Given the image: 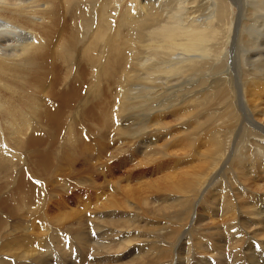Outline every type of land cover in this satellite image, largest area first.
<instances>
[{
  "label": "rangeland",
  "instance_id": "obj_1",
  "mask_svg": "<svg viewBox=\"0 0 264 264\" xmlns=\"http://www.w3.org/2000/svg\"><path fill=\"white\" fill-rule=\"evenodd\" d=\"M59 1L63 4V0H56L55 5L46 7L48 12H50V9H54L57 14L59 13L58 15L60 17H58L60 21L58 25L55 23L51 24L50 19H46L47 17L43 19L44 14L52 18L46 11L43 12V20L40 23L35 22V25H37L36 27L34 23H30L29 21V23H26L27 21H23L22 23L24 25L29 24L26 25L27 28H29L30 25L33 26L29 28L33 31L32 35L34 32H38L39 34L42 33V36H45L44 39L47 38L52 46L55 45L54 49H56V51L51 57V60L47 58V70L43 69L45 74L43 75V79H45L43 84L45 86L42 90L34 91L41 95H32V93H34L33 89L29 87L27 81H23L28 78L29 81L32 82V76H27L23 71V68L27 69L26 56L14 59L10 66V72L0 71V81L9 86L8 92L5 91V89L0 91V97L3 100L10 101V114L5 107L3 110L2 105H0V159L6 161L8 157H10V161H20L21 157V162L19 163L14 162L7 165L5 162L0 161V217L3 221V225H0V259L8 257V260L10 259V264H54L55 262L56 264H197L198 262H200V264H212V260H214L216 264H250V262H259L262 258L259 264H264V236H261L264 235V180H262L264 179V135L259 132V130L248 126L246 123L244 124L240 114L237 113L238 103L241 102V104H244L246 107L247 114L251 117L255 116V112L246 101L243 92L244 95L249 94L251 99L252 94L250 90H248V85L241 87L239 84L238 86V83L235 81L237 79L235 77L236 73L231 72L230 75L226 76V68L224 67L226 63V67L230 68L231 61L229 60L234 57V54L231 52V54H229V60H225L224 58L223 54L227 49L224 36L226 37L227 26L233 21L234 16L238 14V10L232 4L230 5L228 0H221L225 9L223 14L219 16V20L215 22V25L213 24L210 27V30L213 28L216 30L208 35L209 38L213 40L210 46L215 45V51L218 54L216 53L215 57H212L213 55L210 53L209 59L203 60L202 63L198 62L196 67L199 69L201 68L200 71L195 74L189 72L185 73V75H182L184 76V78H182L183 81L179 77L181 88L175 89L170 96L164 95L169 97V99L170 97L173 98L172 101L178 99V101L181 102L182 97L185 98V101L176 108H173V105L177 104V102H170V113L163 115L157 122L160 123L154 126L155 120L153 122L154 124H152V129L150 128V130L145 133L142 143L144 145L146 144L144 148L150 147L148 149H143L142 146L132 148V146L128 144L130 140L123 138L124 136L121 135L122 133L120 134L117 132L119 125L117 124L115 116H122V114L119 112L121 110V105L119 103L116 104V101H118L115 97L117 93L116 86L118 84L119 87H122L123 84L121 80L108 74L109 67L107 68L106 59L104 57L95 63V67L93 68H88L86 66L87 63H83L87 74H85V82L75 81L71 83L72 80H76L73 79V77L78 74L76 71L80 69V67H76L75 65L77 60L76 57H79V59L83 61V59L87 60L90 55L95 57V54L92 52V49L86 48V44L81 43L82 37L79 39L73 37V34L69 38L72 42V49L62 47V44H60L61 39L65 37L69 29L65 27L66 25H62V21L67 18V15L64 5L60 7ZM84 2V0L81 1L82 4H85ZM243 2L247 3V0ZM127 3L133 5V3L128 1L121 4L125 6L128 5ZM202 4L204 7L207 5L205 1H202ZM166 5H168V2ZM174 8L175 7H172V9ZM124 10L130 11L127 7L124 8ZM27 11L28 10L25 12ZM117 11H113L112 14L114 12L116 14L122 13L123 10ZM5 13H10V11L7 10L4 12L1 10L0 18L4 19ZM142 14L145 16L144 12L140 15ZM34 17H37V15L34 14ZM151 17L154 18L155 15ZM165 18L168 20V16ZM165 18L163 17V19ZM30 19L32 21L35 20L34 18ZM140 19L141 17L136 19V22ZM254 19L255 18L250 21L251 24L255 23L257 29L260 30L257 24L259 21L255 19L256 22H252ZM4 20H10V15ZM115 20L116 16L112 17L109 22L113 25ZM144 22L142 23L144 24ZM15 25L19 26L20 22L16 21ZM232 25H234V22H232ZM72 26L73 22H71V27ZM49 28L52 29V32L54 30V32L51 33ZM34 29L37 31H34ZM56 29L57 32L55 31ZM160 29L161 27L159 26V28L152 29L148 33L146 31L148 35L144 37L140 36H143L144 33H138L133 38L141 37L144 40H149L147 43L158 42L157 44H159L163 41V39H161L163 34H161L162 32ZM141 30L142 28L139 31ZM45 31L48 32L49 37ZM58 34L60 35L58 36ZM246 36L247 32L245 34L241 33L238 36L236 33L235 38L239 45L236 52V66H238V71H241L240 66L243 69V73L239 74V78L243 81L250 82L252 79L263 75L264 63L254 61L251 66L245 65L248 50L245 44ZM77 39H79L78 43L74 44ZM133 42L134 40H132L131 44ZM59 45L61 46L57 49ZM128 51L129 50L124 51V55H121L123 65L125 64V58L130 56V54L134 60H132L128 70L127 68L124 70L122 68L117 71L116 75L127 71L132 74H129V76L135 77L136 75V79L139 77L141 78V73L139 72L141 68L137 65V60L142 58V55L139 54V57H137L136 54L138 50L136 49L135 53L127 54ZM59 53L60 56H55ZM64 56L66 65L61 59ZM56 58L59 59L55 60ZM35 62L38 63L37 60H35ZM39 63L44 67L43 61ZM55 63L57 64L56 68ZM105 64L106 67H104V70L101 69V65L105 66ZM51 66L52 68L50 69ZM67 67L70 70V75L66 74ZM34 70V67H32V71ZM250 70L253 71L250 72ZM254 74L258 76H253ZM58 77H60V85H58L56 91H54L53 87ZM140 81L139 79L136 83L137 86H140ZM146 85L148 84L146 83ZM174 85L177 84L172 83L171 86L169 84L167 88L165 87L166 90H168L167 92H170V87ZM76 90L80 91V95L77 94L78 91ZM64 92L68 94L76 93L78 97L76 96L74 99H70L67 94V97L62 100L60 99V93ZM237 93H240L242 98L241 101H238L239 96ZM132 96L133 95L129 96L128 101H130L131 98L132 100L130 101L131 103H126V108H130L133 115L141 116L142 119L144 116L147 118L151 116L153 119L156 117L157 109L152 110V112L140 110L142 105H147L145 100H147L146 98L148 96L150 97V94L146 97H143L141 93L138 94L137 97ZM93 97L98 100H94ZM123 101L126 102L125 100ZM258 102L261 103V107L264 108V96H261ZM79 104L82 106V110L84 109L83 111ZM148 105H150V103ZM153 105L155 104L153 103L151 106ZM174 109L175 114H172L174 112L172 110ZM177 109L181 110L180 114L177 112ZM112 110L118 111V114L115 115ZM59 112H61V114ZM252 114L254 115L252 116ZM9 118L10 126H7L6 122ZM261 118V122H264V116L259 119ZM56 119L58 121H55ZM216 120L224 121L217 125V123H214ZM225 120L233 121L234 126L231 125L232 127L228 128L226 124L223 123ZM235 121L237 122L235 123ZM21 132H26L27 137L30 136V139L33 138L34 150L28 146L27 150L25 149L23 145L24 141H21L25 138L21 139L17 136L21 134ZM215 136H218L217 143ZM117 139H122L125 142H122V144L118 142ZM181 147L184 149H181ZM134 150L136 151L134 152ZM215 150L221 152L226 150L225 156H227L225 160H219L220 163L218 164L217 160L220 155H216L213 160L214 164L211 161L212 154ZM30 151H32L33 154H31ZM9 153L14 154L11 155ZM41 153L44 154V156H40L42 155ZM48 155H50L51 158H49ZM36 158L40 161L39 167L35 166ZM15 163L16 165H14ZM22 165L25 167L23 169L28 173L32 175L36 173L40 178H38V180H32L28 175H24L25 182L22 186H27L29 190H32V198L29 197L32 200L30 199L28 202L26 200L25 202L27 203L21 201L25 206L29 207V209L27 207L28 211L24 207H22L23 209L21 207L18 208L17 206L21 205L12 204L11 200L12 195H15L14 191L16 190L18 172L21 173L22 168H20V166ZM213 167H216V170L211 173L206 184L202 186V190L197 195V200L186 195L183 196L176 192V188L171 187L172 184H177L181 179H188V177L183 176L187 174L184 172L191 171V173L204 175L207 168L210 169ZM45 171L47 173H45ZM252 171L256 172L254 173ZM7 177L8 179H6ZM22 186L21 188L18 187L19 189L16 190V193L20 196L24 194ZM50 186L52 187L49 189ZM26 191L27 189L24 192ZM34 193L37 195H34ZM188 197L189 200L185 201ZM9 200L10 212L6 205ZM107 200L111 201L108 202ZM224 201H227L230 205V212L228 213L230 217L228 218L222 213L225 208ZM109 203L115 204V209L108 208L107 206ZM42 204H44V206ZM210 205L211 208H209ZM5 206L7 209H5ZM42 206L45 211H40ZM45 207L47 208L45 209ZM80 207L82 209H80ZM97 207H100L102 212L100 208L98 209ZM111 209L118 210V214L121 216L124 215L123 218H125L124 220L122 218V220L125 222L123 224L127 231L123 228V221L118 223L121 224L119 227L118 225L117 227L110 225L111 222L108 221L110 219L108 214H110ZM37 211L39 212L36 215ZM54 216H59L60 218H55ZM103 219L110 224L108 222L105 223V221L97 223V220ZM94 222L96 223L94 224ZM96 225L102 226L104 229L94 236L95 232L93 231ZM107 225L109 226L107 227ZM43 226H46L48 232H46V228ZM242 228L245 230L244 232ZM42 229L45 231L43 232ZM120 229L124 230V232ZM232 229L234 231L233 235L230 233L233 232L231 231ZM31 230H33V232H31ZM181 230L184 234H187L183 241L180 238L182 243L178 242V238L182 236H180ZM207 230L209 231L207 232ZM254 230L256 235H253ZM38 231L39 235L35 236V234H38ZM40 231L45 233V235ZM259 231L263 232L260 234ZM116 233L118 235H116ZM41 235H43L44 238ZM38 238L43 239L39 240ZM261 238L263 240H261ZM26 239H28V241H26ZM44 239L46 242H43ZM120 239L122 241H120ZM123 239L125 243H129L126 247L124 246L126 244H123V246L119 245L124 241ZM67 240H69V243ZM235 241L239 243L236 242L237 244H235ZM212 244L217 248L213 247ZM39 246L42 248H39ZM235 246H237V249ZM122 247L124 248L122 249ZM23 248L25 250H23ZM116 248L118 252L114 251ZM35 249H37V251ZM6 250H10V254L6 253ZM22 250L23 252H21ZM105 252L108 254H105ZM33 255L36 256L34 257ZM75 259L76 262L74 261Z\"/></svg>",
  "mask_w": 264,
  "mask_h": 264
},
{
  "label": "bare ground",
  "instance_id": "obj_2",
  "mask_svg": "<svg viewBox=\"0 0 264 264\" xmlns=\"http://www.w3.org/2000/svg\"><path fill=\"white\" fill-rule=\"evenodd\" d=\"M78 1V2H76ZM82 0H63V4L61 3V1H59L60 7H62V5H64L65 7V13L67 15V18L65 20L62 21V25L67 27L68 33L65 35V37H63L61 39L60 44H62V47H68L70 49H72V42L69 40L70 36L73 34V37L76 38H81L82 37V41L81 43L86 44V48L87 49H92V52L95 54V57H92L91 55L88 56V59L85 60L83 59H79V57H76V67H80V69H78L76 71V74L73 79L76 80H72L71 83L75 82V81H84L85 79V68L83 66V63H87V67L88 68H93L95 67V63H97L102 57H104L106 59V64H107V68L109 67L108 70V74H111L112 76H114V78H117L118 80H121V83L123 84V86L120 88L119 85L117 84L116 89H117V93L115 95V97L117 98L118 101H116V104H120L121 105V110L119 112H121L122 116L119 115L118 117L115 116L116 120H117V124L119 125V129H118V133H122L121 135L124 136L123 138H127L129 141L128 144H130L133 147H140L142 146L143 149L144 145L143 142V138L145 137V133L148 132L150 130V128L152 129V124H154L153 122L155 121L154 126L159 123L158 120H160V118H162L163 115L170 113L169 111V105L170 102L172 101L173 98L167 97L170 96L171 93L173 94V92L175 91V89L181 88L180 85V81H179V77L182 80V78H184L185 73H197L198 71L201 70V68H197L196 66L198 65L197 63H202L203 60L205 59H209L210 57V53H212V57H215V54L217 53L216 47L214 46H210V43L212 44L213 40H211L209 38V34L214 32L216 29L213 28L210 30V27L214 24L217 20H219V16H221V14H223V11L225 9V6L223 5L221 0H84L85 4L81 3ZM126 3L131 2L133 3V5L127 3L128 5L121 4V3ZM202 1L206 2V7L203 6ZM230 3V5L232 4L237 10H238V14L236 16H234L233 21H231L228 26H227V35L226 37L224 36V41L227 45V49L224 51V58L225 60H229L230 56L229 54H231V52L234 54V57L232 59H230L229 61H231V67L227 68L226 67V63L224 65L225 69V74L230 75V73L234 72L236 73L235 77L237 78L235 81L242 86L244 85H248V90H250L251 94H252V99L251 96L249 94H245L243 92V96L245 97L246 101L250 104L251 109L255 112V116H253L254 114H252L253 117L249 116L247 114V110L246 107L244 106V104L242 105L241 102L238 103V111L237 113L240 114L243 123L247 124L248 126L259 130V132H261L264 135V122H261L262 118L259 119L260 117L264 116V108L261 107V103L258 102V100L261 99V96H264V79H263V75L258 76L257 74H254L253 76H258V78H254L252 79V81H243L239 78V74L243 73V69L241 68V71L237 70L238 66H236V62H237V49L239 48V45L237 43V40L235 38L236 33L237 36L239 34H245L247 32V36H246V46L248 47L247 50V56L245 59V65L247 66H251L253 64L254 61H260L264 63V0H228ZM76 2V3H75ZM168 2V5H166ZM243 2V3H242ZM56 0H0V11H4L6 12L7 10L10 11V13H5V18L9 17L10 15V20H4L2 18H0V71L5 72L8 71L10 72V66L12 65V61L14 59H18L21 56H26L27 59V69L23 68V71L26 73L27 76H32V82L29 81V79L27 78V80H23V81H27L28 85L31 89H33V92L35 90H42L44 88V84L43 81H45V79H43V75L44 71L43 69L47 70V58H50L53 56V54L55 53L56 49L55 45L52 46L51 43L48 42L47 38L44 39L45 36H42V33L38 34L36 32H34V34L32 35L31 26L29 28H27L26 23H34V26L36 27L37 25H35V22H41L44 18L46 19H50L51 24L55 23L56 25L59 24L60 21V16L57 14V12L54 9H50V12H48L46 10V7L50 6V5H55ZM219 3V5H218ZM48 4V5H47ZM54 7V6H52ZM58 7V8H60ZM130 9V11L128 12V10H124V8ZM172 7H175L174 9H172ZM37 8V10H36ZM57 8V7H56ZM205 9V10H204ZM26 10H28L27 12H25ZM31 10V12H30ZM117 10H123L122 13H118L116 14L115 12L112 14L113 11H117ZM158 10V11H157ZM48 12L49 15H51L52 18L48 17L47 15L44 14V17L42 19L43 16V12ZM59 11V10H57ZM206 11V12H205ZM64 12V11H63ZM118 12V11H117ZM145 13V16L140 15L141 13ZM34 14L37 15V17H34ZM147 14V15H146ZM165 14V15H164ZM155 15L154 18H152L151 16ZM59 16V17H58ZM116 16V20L114 22V24L112 25L109 21L112 17ZM168 16V20L165 18ZM141 19L139 21L136 22V19L140 18ZM163 17L165 19H163ZM30 18H34L35 20H31ZM149 18V19H148ZM255 18L257 19V24L260 27V30L257 29V25L251 24V20ZM148 19V20H147ZM254 19V21L252 22H256V20ZM16 21L20 22L19 26H16ZM23 21H27L24 25L22 24ZM29 21V22H28ZM66 21V22H65ZM145 21V22H144ZM171 21V22H170ZM71 22H73V26L71 27ZM144 22V24L142 23ZM232 22H234V25H232ZM38 23V24H39ZM43 23V22H42ZM237 24V25H236ZM40 25V24H39ZM217 25V23H216ZM94 26V28H93ZM159 26L161 27V34H163V37L161 39H163L162 42H160L159 44L156 43H147V39L144 40L141 37H144L146 35H148L147 33L152 30V29H156L159 28ZM33 27V26H32ZM62 27V26H61ZM64 27V29H65ZM38 28V27H37ZM42 28V27H40ZM51 28V27H50ZM49 28V29H50ZM56 28V27H55ZM54 28V29H55ZM142 28L141 31H139ZM36 29V28H35ZM34 31H37L35 30ZM47 29V28H46ZM45 29V30H46ZM39 30V29H38ZM51 33L52 32V29ZM48 30V31H50ZM81 30V31H80ZM158 30V29H157ZM57 32V29L55 30ZM80 31V33H79ZM147 31V33H146ZM45 33H47L48 36V32L45 31ZM138 33H144V35H140L141 37H135V39L133 38L136 34ZM156 34H158L157 32H155ZM50 34V32H49ZM46 35V34H45ZM51 35V34H50ZM60 34H58L59 36ZM43 38H42V37ZM49 37V36H48ZM158 37V36H157ZM147 38V37H146ZM160 38V37H159ZM79 39H77L74 44L78 43ZM209 39V41H208ZM132 40H134V42L131 44ZM87 42V43H85ZM130 42V43H129ZM224 43V44H225ZM82 44V45H83ZM102 44V46H101ZM132 49H131V46ZM61 45H59L57 47V49L60 48ZM61 47V48H62ZM138 50L136 56L139 57V54L142 55V58L137 60V65L141 68V70L139 71L141 74V78H135L132 76H129L130 73H128L127 71H125L124 73H120L119 75L117 74L118 70H121L123 68V70L125 68L131 66V62L132 60H134V58L131 56H127L125 58V64L123 65L122 62V57L121 55H124V51L129 50L127 52L128 53H135V49ZM103 48V50H102ZM225 48V47H224ZM82 49V47H81ZM131 49V50H130ZM160 50V51H159ZM61 51V50H60ZM50 52V54H49ZM74 52V51H73ZM143 53V54H142ZM218 54V53H217ZM55 56H60V53L55 55ZM78 56V55H77ZM217 56V55H216ZM223 57V56H222ZM64 58H61L63 60V62L66 65V61H64ZM217 58V57H216ZM23 59V58H22ZM59 58H56L55 60H58ZM103 59V58H102ZM213 59V58H212ZM223 59V58H222ZM35 60H37L38 63L35 62ZM217 60V59H216ZM224 60V59H223ZM40 61H43L44 67L39 63ZM69 62V61H68ZM101 65V69L104 70V67ZM57 64L55 63V68H56ZM136 66V63H135ZM32 67H34V71H32ZM200 67V66H199ZM52 68V66L50 67V69ZM107 70V69H105ZM130 70V69H129ZM193 71V72H191ZM253 70H250V72H252ZM70 70L67 67L66 70V74H69ZM106 72V71H105ZM137 72V71H136ZM135 72V73H136ZM264 72V71H263ZM81 73V74H79ZM102 73V72H101ZM143 73V75H142ZM103 74V73H102ZM124 74V75H123ZM87 75V74H86ZM107 75V73H106ZM132 75V74H130ZM181 75V76H180ZM214 76V75H212ZM138 77V76H137ZM262 77V78H261ZM72 78V77H71ZM107 78V77H106ZM218 78V77H217ZM226 78V77H225ZM55 79V78H54ZM62 79V78H61ZM69 79V78H68ZM139 79L141 80V84L140 86H137V82L139 81ZM228 79V78H227ZM22 81V80H21ZM22 81V82H23ZM60 77L56 78L55 80V84L53 87V90L56 91V88L58 87V85H60ZM183 81V80H182ZM68 82V81H67ZM85 82V81H84ZM233 82V81H232ZM231 82V83H232ZM24 83V82H23ZM146 83L148 85H146ZM172 83H176L177 85H174L172 87H170V92H167L168 90H166L167 86ZM179 83V84H178ZM214 83V82H213ZM20 84V83H18ZM25 84V83H24ZM15 85V84H14ZM23 85V84H22ZM114 85V84H113ZM230 85V84H229ZM24 86V85H23ZM8 85H5L4 83H2L0 81V91H3L5 89V91L8 92ZM166 87V88H165ZM245 87V86H244ZM28 88V87H27ZM24 89V88H23ZM258 89V90H256ZM26 90V89H25ZM247 90V91H248ZM251 90H256V91H251ZM78 91V90H76ZM82 91V90H81ZM100 91V90H99ZM40 92V91H39ZM89 92V91H87ZM242 92V91H241ZM48 93V92H47ZM86 93V91H85ZM143 97H146L147 95L150 94V97L148 96L145 100L147 102V105H142L140 107V110H145V112H152V110L157 109L158 111L156 112V117L153 119L151 116H148V118L146 116L142 117L141 116H135L132 113V110L130 108H126V103L130 102L128 101L129 96L133 95L132 97H137L138 94H140ZM247 93V92H246ZM50 94V93H49ZM54 94V93H53ZM57 94V93H56ZM66 92L64 93H60V96L62 100H64L67 97ZM77 94L80 95V91L77 92ZM76 93H72V94H68V97L70 99H74V97L77 96ZM93 94V93H92ZM131 94V95H130ZM32 95H41L40 93H32ZM31 95V96H32ZM86 95V94H85ZM167 95V96H164ZM237 95L239 96L238 101H241V95L240 93H237ZM55 96V95H54ZM154 96V97H151ZM78 97V96H77ZM114 97V98H115ZM50 98V97H49ZM53 98V96H52ZM57 98V97H56ZM94 98V97H93ZM115 98V99H116ZM33 99V98H32ZM83 99V98H82ZM134 99V98H133ZM188 99V98H187ZM8 100V99H7ZM54 100V98H53ZM61 100V101H62ZM94 100H98L97 98H94ZM123 100H125L126 102H124ZM141 100V99H140ZM12 101V100H11ZM59 101V100H58ZM77 101V100H76ZM114 101V100H113ZM177 102V104L173 105V108H176L179 104H183V102L185 101V98L182 97V101L179 102L178 99L174 100ZM172 101V102H174ZM10 101H6L3 100L0 97V105H2L3 110L6 108V110L8 111V113L10 114ZM139 102V101H138ZM34 103V100H33ZM77 103V102H76ZM131 103V102H130ZM150 103V105H148ZM155 104L153 106H151L152 104ZM243 103V102H242ZM62 104V103H61ZM66 104V103H65ZM86 104V103H85ZM89 104V103H88ZM40 105V104H39ZM67 105V104H66ZM80 105V104H79ZM119 105V106H120ZM59 106V105H58ZM64 106V105H63ZM81 106V105H80ZM87 106V105H86ZM1 107V106H0ZM5 107V108H4ZM44 107V106H43ZM73 107V106H71ZM89 107V105H88ZM85 107V108H88ZM129 107V105H128ZM41 108V107H40ZM61 108V107H60ZM80 108V107H79ZM101 108L103 109V107L101 106ZM260 108V109H259ZM263 108V109H262ZM14 109V108H12ZM73 109V108H71ZM76 109V106H75ZM101 109V110H102ZM46 110V109H45ZM57 110V109H56ZM80 110V109H79ZM81 110H82V106H81ZM84 110V109H83ZM82 110V111H83ZM90 110V109H89ZM179 112V114L181 113L180 109H177ZM249 110V108H248ZM78 111V110H77ZM113 111V110H112ZM111 111V112H112ZM130 111V112H128ZM174 111L172 114H175V109L172 110ZM43 112V109H42ZM86 112V111H85ZM137 112V111H136ZM61 114V112H59ZM84 113V112H83ZM99 114H101L100 112H97ZM113 113L116 115L118 114V111H113ZM15 114V113H14ZM148 114V113H147ZM41 115V114H40ZM61 117V115H60ZM183 117V116H181ZM112 118V116H111ZM178 119V118H177ZM180 119V118H179ZM260 120V121H259ZM55 121H58L57 119ZM224 120H216L214 123L217 125H219L220 122H222ZM120 122V124H119ZM237 121H235L236 123ZM26 123V122H25ZM131 123V124H130ZM224 124H226V126L228 128H231L232 126H234L233 121L230 120H225V122H223ZM151 126H150V125ZM7 126H10V118L8 119V121L6 122ZM213 125V124H212ZM222 125V123H221ZM232 125V126H231ZM216 126V125H215ZM238 127V126H237ZM8 128V127H7ZM189 129V128H188ZM218 129V128H217ZM240 129V128H239ZM20 130V129H19ZM117 130V129H116ZM178 130V129H177ZM29 131V130H28ZM176 131V130H175ZM174 131V132H175ZM187 131V130H186ZM58 132V131H57ZM56 132V133H57ZM170 132V131H169ZM208 132V131H207ZM186 133V132H185ZM190 133V132H189ZM16 134V133H15ZM26 132H21V134L17 135L18 138H25L21 141H24L23 145L25 147V149L27 150V146L31 149H35L34 147V142L32 141V139H30V136L27 137L26 136ZM173 134V133H172ZM207 134V133H206ZM209 134V133H208ZM154 135V134H153ZM169 135V134H168ZM203 135V134H202ZM215 135V134H214ZM238 135V134H237ZM70 136V135H69ZM119 136V135H118ZM155 136V135H154ZM167 136V135H166ZM174 136V135H173ZM68 137V136H67ZM178 137V136H177ZM217 137L216 138V143H217ZM118 138V137H117ZM122 138V139H123ZM60 139V138H59ZM122 139H117L118 142H125ZM180 139V138H178ZM182 139V138H181ZM27 140V141H26ZM40 140V139H39ZM57 140V139H56ZM41 141V140H40ZM127 141V140H126ZM14 142V141H13ZM117 142V143H118ZM176 142V140H175ZM72 143V142H71ZM122 143V144H123ZM10 144V143H9ZM118 145V144H117ZM156 145V144H155ZM181 145V144H180ZM179 145V146H180ZM185 145V144H184ZM74 146V145H73ZM121 146V145H120ZM148 146V145H147ZM158 146V144H157ZM220 146V145H219ZM122 147V146H121ZM150 146H148L146 149H148ZM168 147V145H167ZM40 148V147H39ZM118 148V147H117ZM181 149H184L181 147ZM48 150V149H47ZM46 150V151H47ZM76 150V149H75ZM74 150V151H75ZM178 150V149H177ZM41 151V150H40ZM43 151V150H42ZM45 151V150H44ZM121 151V150H120ZM136 150H134L135 152ZM11 152V151H10ZM54 152V151H53ZM226 150L224 152H221L219 150H215V152L212 154V158L211 161L214 164L213 160L216 157V155H220L218 160H217V164L220 163V161H223V159L225 160L226 156L225 153ZM31 154L32 151H30ZM35 153V152H34ZM40 153V152H39ZM9 154H14V153H9ZM42 154V153H41ZM149 154V153H148ZM36 155V154H35ZM38 156V155H36ZM40 156H44V154L40 155ZM39 156V157H40ZM47 156V155H46ZM49 158H51L50 155H48ZM57 157H59L58 155H56ZM61 156V155H60ZM65 156V155H64ZM148 156V155H147ZM23 157V156H22ZM150 157V156H149ZM48 158V159H49ZM153 158V156H152ZM25 159V158H24ZM31 159V157H30ZM33 159V158H32ZM41 159V158H40ZM43 159V158H42ZM47 159V158H46ZM59 159V158H56ZM29 160V159H28ZM155 160V158H154ZM220 160V161H219ZM1 162H5L7 165L10 163H14V162H21V157H20V161L18 160H11L10 161V157H8V159L5 160H1ZM23 161V160H22ZM107 161V160H106ZM26 162V160H25ZM34 162V161H33ZM40 161L37 160V158L35 159V166L39 167L40 166ZM53 162V161H51ZM58 162V161H57ZM16 163L14 165H16ZM30 163V162H29ZM46 163V162H45ZM50 163V162H49ZM48 163V164H49ZM59 163V162H58ZM104 164V163H103ZM248 164V163H247ZM1 165V163H0ZM60 165V163H59ZM26 166V165H25ZM50 166V165H49ZM260 166V165H259ZM11 167V166H10ZM14 167V166H13ZM12 167V168H13ZM35 167V168H36ZM47 167V166H46ZM4 168V167H3ZM8 168V167H7ZM20 168H22L21 173L18 172V180H17V185H16V190L21 188L22 184L25 182L24 179V175H28V177H30V179L34 180L37 179L38 180V176L35 174H31L28 173L25 169V167L20 166ZM33 168V167H32ZM246 168V167H245ZM48 169V168H46ZM85 169V168H84ZM201 169V168H200ZM244 169V168H243ZM255 169V168H254ZM54 170V168H53ZM52 170V171H53ZM206 173H204V175H200V174H196V173H191L190 172H184L187 174H184V177H188V179H181L179 180V182L177 184H172V188H176V192L179 194H182L183 196H189L191 198H194L197 200V195L198 193L202 190V186H204L208 180V177L211 175L212 172H214L216 170V167L210 168V169H206ZM247 170V169H246ZM11 171V170H10ZM9 171V172H10ZM81 171V170H80ZM199 171V170H198ZM211 171V172H210ZM58 172V171H57ZM193 172V171H192ZM254 172V171H252ZM256 172V171H255ZM254 172V173H255ZM264 172V171H263ZM45 173H47L45 171ZM249 173V171H248ZM4 174V173H3ZM243 174V173H241ZM250 174V173H249ZM10 175V174H9ZM8 175V177H9ZM106 175V174H103ZM251 175V174H250ZM249 176V175H247ZM255 176V175H254ZM262 176V175H261ZM5 177V176H3ZM8 177L6 179H8ZM36 177V178H34ZM46 177V176H45ZM258 177V176H257ZM260 177V176H259ZM47 178V177H46ZM248 178V177H247ZM263 178V177H262ZM40 179V178H39ZM4 180V179H3ZM11 180V179H10ZM244 180V179H243ZM264 180V179H262ZM5 181V180H4ZM7 181V180H6ZM116 181V180H115ZM2 182V181H1ZM110 182V181H109ZM157 182V181H156ZM155 182V184H156ZM252 182V181H251ZM262 183V182H261ZM48 184V182H47ZM149 184V183H148ZM2 185V184H1ZM50 185V184H49ZM57 185V184H55ZM146 185V184H145ZM159 185V184H158ZM153 186V185H152ZM149 186V187H152ZM164 186V185H163ZM254 186V183H253ZM262 186V185H260ZM19 187V188H18ZM23 187V186H22ZM52 186L49 187V189ZM167 187V186H166ZM259 187V186H258ZM1 188V186H0ZM155 188V187H154ZM242 188V187H241ZM27 189L26 192H24ZM118 189V188H117ZM126 189V188H125ZM140 189V188H139ZM170 189V188H169ZM230 189V188H229ZM16 190L14 191L15 195H12V204L15 205H21V206H17L19 207H24L27 209L28 206H25L22 202L27 203L28 201H30V199L32 198V190H29V188L23 187L22 191H23V195L20 196L19 194L16 193ZM142 190V189H140ZM171 190V189H170ZM54 191V190H53ZM57 191V190H56ZM59 191V190H58ZM168 191V190H167ZM60 192V191H59ZM112 192V191H111ZM148 192V190H147ZM219 192V191H217ZM110 193V192H109ZM113 193V192H112ZM121 193V192H120ZM248 193V192H247ZM21 194V193H20ZM36 193H34L35 195ZM227 194V193H225ZM250 194V193H249ZM8 195V194H7ZM37 195V194H36ZM106 195V194H105ZM115 195V194H114ZM121 195V194H120ZM127 195V194H126ZM200 196V195H199ZM241 196V195H240ZM260 196V195H259ZM31 197V198H29ZM40 197V196H39ZM126 197V196H125ZM189 197L185 200H189ZM7 198V197H6ZM5 198V199H6ZM234 198V197H233ZM252 198V197H251ZM260 198V197H259ZM258 198V199H259ZM34 199V197H33ZM39 199V198H38ZM105 199V198H104ZM236 199V198H235ZM249 199V198H248ZM7 200V199H6ZM27 200V202H25ZM32 200V199H31ZM41 200V199H40ZM139 200V199H138ZM22 201V202H21ZM34 201V200H33ZM54 201V200H53ZM108 201V200H107ZM111 201V200H109ZM108 201V202H109ZM126 201V200H125ZM131 201V200H130ZM143 201V200H142ZM145 201V200H144ZM261 201V200H260ZM263 201V200H262ZM91 202V201H90ZM105 202V201H104ZM107 202V203H108ZM140 202V201H139ZM213 202V201H212ZM264 202V201H263ZM42 203V202H41ZM94 203V202H93ZM135 203V202H133ZM235 203V202H234ZM40 204V202H39ZM50 204V203H49ZM65 204V203H64ZM136 204V203H135ZM138 204V202H137ZM156 204V203H155ZM209 204V203H207ZM253 204V203H252ZM8 206V210L10 212V200L7 202L6 204ZM34 205V204H33ZM44 206V204H42ZM47 205V204H45ZM108 205V204H106ZM224 211L222 212L224 215H226V218L230 217L229 216V212H230V205L227 201H224ZM241 205V204H239ZM250 205V204H249ZM41 206V205H40ZM43 206L40 209V211L43 210ZM74 206V205H73ZM103 206V205H101ZM116 205L115 204H111L109 203V205L107 206L108 208H114ZM204 206V205H203ZM31 207V206H30ZM49 207V206H48ZM76 207V206H75ZM150 207V206H149ZM233 207V205H232ZM238 207V206H237ZM244 207V206H243ZM246 207V206H245ZM34 208V206H33ZM47 207H45L46 209ZM98 209L100 207H97ZM195 208V207H194ZM209 208H211V205L209 206ZM5 209H7V207L5 206ZM23 209V208H22ZM29 209V207H28ZM27 209V211H28ZM31 209V208H30ZM74 209V208H73ZM80 209H82L80 207ZM106 209V208H105ZM104 209V210H105ZM115 209V208H114ZM119 209V208H116ZM193 209V208H192ZM130 210V207H129ZM198 210V209H197ZM254 210V209H252ZM251 210V211H252ZM258 210V209H257ZM22 211V210H21ZM45 211V210H43ZM66 211V210H65ZM95 211V210H93ZM98 211V210H97ZM100 211L102 212L101 208ZM106 211V210H105ZM121 211V210H120ZM152 211V210H151ZM192 211V210H191ZM246 211V210H245ZM39 211L36 212V215ZM96 212V211H95ZM99 212V211H98ZM104 212V211H103ZM130 212V211H128ZM127 212V213H128ZM256 212V211H255ZM258 212V211H257ZM29 213V212H27ZM118 210H112L110 214H108V217L110 218L108 221L111 222V226L113 227H119V225L121 226V224H118L120 221H123L124 218L123 216L118 214ZM126 213V211H125ZM131 213V212H130ZM196 213V212H195ZM241 213V212H238ZM263 213V212H262ZM10 214V213H9ZM14 214V213H13ZM35 214V213H34ZM121 214V213H120ZM134 214V213H133ZM200 214V213H199ZM228 214V215H227ZM235 214V212H234ZM255 214V213H254ZM260 214V213H259ZM27 215V214H26ZM63 215V214H62ZM93 215V214H92ZM138 215V214H137ZM233 215V214H232ZM237 215V214H236ZM235 215V216H236ZM136 216V213H135ZM240 216V214H239ZM263 216V215H262ZM261 216V217H262ZM8 217V216H7ZM55 217V216H54ZM59 217V216H58ZM57 216L55 218H58ZM100 217V216H99ZM133 217V216H131ZM128 217V218H131ZM213 217V216H212ZM215 217V216H214ZM220 217V216H219ZM243 217V216H242ZM258 217V216H257ZM28 218V217H27ZM35 218V217H34ZM37 218V216H36ZM60 218V217H59ZM98 218V217H97ZM102 218V217H101ZM100 218V219H101ZM123 218V220H122ZM127 218V219H128ZM211 218V217H210ZM234 218V216H233ZM241 218V217H240ZM239 218V219H240ZM250 218V217H249ZM260 218V217H258ZM9 220V219H8ZM237 220V219H235ZM100 221H105V219L103 220H97V223ZM126 221V219H125ZM129 221V220H128ZM258 221V220H257ZM260 221V220H259ZM262 221V220H261ZM86 222V221H85ZM226 222V221H225ZM241 222V221H240ZM3 221L0 217V225L2 224ZM81 223V222H80ZM79 223V225H80ZM96 222H94L95 224ZM125 223L124 221L122 222V224ZM246 223V222H245ZM40 224V223H39ZM43 224V223H42ZM92 224V223H91ZM104 224V222H103ZM131 224V223H130ZM253 225H256L255 223H252ZM264 224V223H263ZM7 225V223H6ZM46 225V224H45ZM100 225V223H99ZM161 225V224H160ZM238 225V224H237ZM48 226V225H47ZM94 226V225H93ZM109 225H107L108 227ZM233 226V225H232ZM240 226V225H239ZM238 226V227H239ZM258 226V225H257ZM44 227V226H43ZM106 227V226H105ZM124 224H123V228H124ZM132 227V226H131ZM130 227V228H131ZM248 227V226H247ZM31 228V227H30ZM46 228V226L44 227ZM43 228V229H44ZM126 228V227H125ZM124 228V229H125ZM200 228V227H199ZM236 228V227H235ZM234 228V231H235ZM258 228V227H257ZM6 229V228H5ZM18 229V228H17ZM42 229V230H43ZM95 229V230H94ZM94 231L95 234H97L98 232L102 231L104 229V227L102 226H95L94 227ZM113 229V228H111ZM255 229V228H253ZM107 230V229H106ZM116 230V229H115ZM121 230V229H120ZM127 231V229H125ZM240 230V229H237ZM243 230V228H242ZM248 230V228H247ZM246 230V232H247ZM263 230V229H262ZM45 230H43L44 232ZM111 231V230H110ZM122 232H124V230H121ZM137 231V230H136ZM192 231V230H191ZM209 230H207L208 232ZM233 231V229L231 230ZM233 232L231 235H233ZM245 230H243L244 232ZM31 232H33V230H31ZM42 232V231H40ZM42 232V233H43ZM46 232H48L47 228H46ZM50 232V231H49ZM106 232V231H105ZM115 232V231H114ZM120 232V231H119ZM118 232V233H119ZM146 232V231H145ZM204 232V231H203ZM260 232V231H259ZM263 231L260 232V234ZM39 235V231L37 232ZM41 233V234H42ZM112 233V232H110ZM121 233V232H120ZM183 231L181 230L180 232V236L178 239V242L183 241V239L185 238V235L187 234H182ZM199 233V232H198ZM211 233V232H210ZM242 233V232H240ZM45 235V233H43ZM49 234V233H48ZM74 234V233H73ZM191 234V232H190ZM213 234V233H212ZM229 234V233H228ZM238 234V233H237ZM249 234V233H248ZM247 234V235H248ZM259 234V233H258ZM32 235V234H31ZM104 235V234H103ZM116 235H118L116 233ZM127 235V234H126ZM224 235V234H223ZM230 235V236H231ZM253 235H256V232L254 230ZM8 236V235H7ZM43 237V235H41ZM40 236V237H41ZM111 236V235H110ZM109 236V237H110ZM114 236V235H113ZM204 236V235H203ZM241 236V235H240ZM239 236V237H240ZM264 236V235H261ZM39 237V236H37ZM48 237V236H47ZM104 237V236H103ZM116 237V236H115ZM120 237V236H119ZM236 237V236H235ZM246 237V236H245ZM251 237V236H248ZM247 237V238H248ZM255 237V236H254ZM253 237V238H254ZM44 238V237H43ZM40 238V239H43ZM89 238V237H88ZM106 238V237H104ZM103 238V239H104ZM125 238V237H124ZM130 238V237H129ZM181 238V240H180ZM229 238V237H228ZM25 239V238H24ZM39 239V238H38ZM39 239V240H40ZM108 239V237H107ZM122 239V238H121ZM120 239V241H122ZM140 239V238H139ZM233 239V238H232ZM236 239V238H235ZM251 239V238H250ZM255 239V238H254ZM100 240V239H99ZM102 240V237H101ZM106 240V239H105ZM118 240V239H117ZM124 240V239H123ZM126 240V238H125ZM125 240L123 242H121L119 245L123 246V244L125 247L129 244V243H125ZM252 240V239H251ZM259 240V239H258ZM261 240H263L261 238ZM25 241V240H24ZM26 241H28V239H26ZM45 241V239L43 240V242ZM221 241V240H220ZM219 241V242H220ZM46 242V241H45ZM99 242V241H98ZM102 242V241H100ZM107 242V241H106ZM135 242V241H134ZM197 242V241H196ZM235 241V244L239 243ZM241 242V240H240ZM257 242V241H256ZM24 243V242H23ZM36 243V241H35ZM42 243V242H41ZM65 243V242H64ZM108 243V242H107ZM119 243V242H118ZM117 243V245H118ZM132 243V241H131ZM130 243V244H131ZM199 243V242H198ZM231 243L233 244V242L231 241ZM5 244V243H4ZM18 244V243H17ZM27 244V243H26ZM34 244V243H33ZM32 244V245H33ZM91 244V243H90ZM106 244V243H105ZM246 244V243H245ZM257 244V243H256ZM6 245V244H5ZM31 245V244H30ZM50 245V244H49ZM101 245V244H100ZM195 245V244H194ZM211 245V243H210ZM213 245V244H212ZM14 246V245H13ZM20 246V244H19ZM44 246V245H43ZM95 246V245H94ZM117 246V247H120ZM201 246V244H200ZM209 246V245H208ZM207 246V247H208ZM261 246V245H260ZM18 247V246H17ZM30 247V246H29ZM45 247V246H44ZM61 247V246H60ZM109 247V246H108ZM213 247H216L213 245ZM234 247V246H233ZM243 247V246H242ZM39 248H42L39 246ZM63 248V247H62ZM99 248V247H98ZM106 248V247H105ZM124 247H122L123 249ZM217 248V247H216ZM215 248V250H216ZM220 248V247H219ZM235 248L237 249V246H235ZM234 248V249H235ZM18 249V248H17ZM22 249V248H21ZM34 249V247H33ZM52 249V247H51ZM58 249V248H57ZM66 249V248H65ZM107 249V248H106ZM112 249V248H111ZM126 249V248H125ZM128 249V248H127ZM232 249V250H234ZM240 249V248H239ZM20 250V249H19ZM23 250H25L23 248ZM23 250L21 252H23ZM37 251V249H35ZM40 250V249H39ZM38 250V251H39ZM42 250V249H41ZM54 250V249H53ZM138 250V249H137ZM195 250V249H194ZM224 250V249H223ZM226 250V249H225ZM248 250V249H247ZM264 250V249H263ZM111 251V250H110ZM117 251V248L114 250ZM132 251V250H131ZM180 251V250H178ZM193 251V250H192ZM242 251V250H241ZM245 251V250H244ZM6 253L10 254V250H6ZM32 252V251H31ZM40 252V251H39ZM118 252V251H117ZM140 252V251H139ZM202 252V251H201ZM216 252V251H215ZM234 252V251H233ZM103 253V252H102ZM107 252H105L106 254ZM239 253V252H238ZM255 253V252H254ZM37 254V253H36ZM108 254V253H107ZM134 254V253H133ZM139 254V253H138ZM228 254V253H227ZM242 254V253H241ZM240 254V255H241ZM244 254V253H243ZM247 254V253H246ZM250 254V252H249ZM141 255V254H139ZM245 255V254H244ZM262 255V254H261ZM34 256V255H33ZM36 256V255H35ZM34 256V257H35ZM134 256V255H133ZM179 256V255H178ZM243 256V255H242ZM263 256V255H262ZM105 257V256H104ZM108 257V256H107ZM135 257V256H134ZM24 258V257H23ZM103 258V257H102ZM213 258V257H212ZM41 259V258H40ZM237 259V258H236ZM244 259V258H243ZM242 259V260H243ZM246 259V258H245ZM262 259V258H261ZM260 259V260H261ZM101 260V259H100ZM149 260V259H148ZM259 260V262H260ZM236 261V260H235ZM241 261V260H240ZM250 261V260H249ZM248 261V262H249ZM21 262V261H20ZM231 262V260H230ZM238 262V261H237ZM247 262V261H246ZM259 262L257 261L255 262H250V264H259ZM40 263V262H39ZM97 263V262H96ZM197 263V262H196ZM200 264V262H198ZM197 263V264H198ZM232 263V262H231ZM0 264H10V259L8 260L7 258H1L0 259ZM25 264V263H24ZM92 264V263H91ZM99 264V263H98ZM111 264V263H110ZM141 264V263H140ZM221 264V263H220ZM235 264V263H234ZM238 264V263H237ZM240 264V263H239ZM244 264V263H243ZM249 264V263H248Z\"/></svg>",
  "mask_w": 264,
  "mask_h": 264
}]
</instances>
